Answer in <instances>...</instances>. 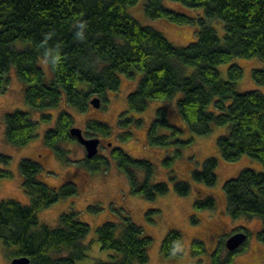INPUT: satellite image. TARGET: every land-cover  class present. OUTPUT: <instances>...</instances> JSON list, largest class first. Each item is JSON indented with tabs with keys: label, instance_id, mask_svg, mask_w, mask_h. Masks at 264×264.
<instances>
[{
	"label": "trees",
	"instance_id": "16d2710c",
	"mask_svg": "<svg viewBox=\"0 0 264 264\" xmlns=\"http://www.w3.org/2000/svg\"><path fill=\"white\" fill-rule=\"evenodd\" d=\"M139 1L0 0V95L7 92L9 73L15 67L26 85L27 105L41 112L42 121L49 123L52 116L47 112L59 108L63 97L71 108L83 114L93 99L101 102L107 93L118 91L122 78L138 80L127 98L125 118L120 120L124 129L133 124L129 111L144 113L151 101L178 98L182 121L195 136H207L215 127L229 130L217 140L223 160L234 163L247 156L264 167V93L238 92L236 86L243 70L237 65L230 67L229 81L223 80L218 70L220 65L236 59L264 61V0H171L193 10L203 9L205 16L196 19L167 9L163 0H146L145 14L152 20L166 18L178 25L198 21V39L187 48L175 47L155 28L142 26L131 17L128 9ZM217 20L224 23L223 41L211 25ZM17 43L23 46L17 47ZM41 57L53 73L49 81L40 66ZM252 76L257 85L264 86V68L254 70ZM157 111L148 130V143L152 147L174 148L163 161L170 169L194 137L179 139L181 128L169 122L163 108ZM5 118L6 139L13 146L20 148L31 143L37 121L20 110ZM73 124L74 116L62 110L54 128L44 136L46 148L65 163H70V158L63 144L77 141L71 136ZM110 131L106 123L88 122L84 136H107ZM132 135L126 132L122 141ZM111 156L128 177L132 195L153 201L170 191L166 183H156L155 167L150 161L135 160L121 147L114 148ZM102 161L98 154L93 159L86 157L83 165L92 172L101 171L106 164ZM0 162L7 165L10 158L0 155ZM218 165L216 158L207 159L201 171L192 173V180L214 187ZM20 171L24 191L32 203H0V241L7 247L8 257L12 261L26 257L29 264H78L88 259L90 243L86 241L91 227L78 219L77 212L62 214L56 228L40 226L38 219L39 212L60 199L76 197V186L66 183L52 189L43 180L41 165L34 160H22ZM10 176L9 171L0 169V178ZM174 179L176 193L188 196L192 191L189 182ZM224 194L232 218H259L264 224V174L245 169L237 178L225 182ZM193 206L195 210L216 207L211 197L195 199ZM89 210L98 211L91 206ZM96 231L101 250L112 252L110 262L97 264H149L153 240L133 219L126 216L120 223L109 221ZM258 235L264 243V226ZM182 241L180 232L173 229L164 238L162 253L173 256ZM191 249L193 254L206 251L199 240ZM221 250L211 257L213 264H231V256L221 262Z\"/></svg>",
	"mask_w": 264,
	"mask_h": 264
},
{
	"label": "rangeland",
	"instance_id": "374dc122",
	"mask_svg": "<svg viewBox=\"0 0 264 264\" xmlns=\"http://www.w3.org/2000/svg\"><path fill=\"white\" fill-rule=\"evenodd\" d=\"M146 0H140L136 5L128 9L131 17H135L143 26L155 28L175 46L187 48L198 39L200 24L196 21L191 25H178L171 23L168 19H150L145 14ZM163 5L170 10L186 14L191 18H203V9H190L183 4L163 0ZM221 41L224 39V23L217 20L211 23ZM23 46L17 43V47ZM39 63L46 76L51 80L53 73L44 57ZM237 65L242 68L241 80L237 82L239 93L258 90L264 93V86H259L253 79L254 70H262L264 61L254 58L251 60L236 59L230 64H222L218 70L223 80L229 81L228 72L231 66ZM192 70V69H191ZM10 83L5 94L0 95V155L10 158L9 164L0 162V169L11 173L8 178H0V203L5 200H14L22 206H30L31 199L24 191V181L20 164L22 160H34L39 163L43 170V180L52 188H60L66 183H72L78 190L76 197L60 199L51 207L39 212L40 226L48 225L56 228L59 225V217L69 212H77L80 221L89 224L91 234L86 243H90L88 259L78 264H97L96 262H110L112 252L103 251L97 240V229L106 222L120 223L122 217L128 216L143 229L144 234L153 242L149 248V264H213V246L221 250V262H226L232 257L231 264H264V243L259 240V232L264 224L258 219L232 218L228 212L226 194H224L225 182L237 178L242 171L249 169L264 174V167L258 160H251L245 156L239 162L229 163L222 159L218 151V138L228 133L226 127L213 128L207 136H195L189 131L182 121L178 111V98L173 101H151L144 113H131L133 124L124 129L120 120L125 118L128 110V96L134 92L138 80L132 81L122 78V84L118 91L109 92L101 100L100 106L91 105L85 113H78L65 101H61L59 108L47 112L52 116L49 123L41 119V112H35L28 106L25 100V83L17 75L16 68L9 73ZM94 98V97H93ZM92 98V99H93ZM163 108L167 119L177 128H181L179 139L188 140L194 137L191 145L186 147L182 157L174 162V166L168 169L163 161L167 159L174 148L152 147L148 143V130L157 117V110ZM28 113L38 123L34 139L24 147L13 146L6 139V115L14 111ZM66 110L74 116V127L84 132L87 130L88 122H100L108 124L111 131L107 136L91 135L92 139L101 140L99 156L106 162L101 171L92 172L83 163L86 159V149L78 141L64 143L62 148L67 152L70 163H65L55 156L45 146V133L54 128L59 113ZM127 115V114H126ZM126 132L132 133V138L122 141V135ZM160 133H165L160 131ZM121 147L124 152L135 160L150 161L154 167L156 183L164 182L170 186V191L159 196L156 200L148 201L144 197L132 195L129 187L128 177L120 170L111 152L114 148ZM216 158L219 162L217 173L218 180L214 187L206 184L195 183L192 180L194 171H201L204 161ZM189 182L192 191L188 196H179L175 191V179ZM206 199L211 197L215 201V209L195 210L193 203L195 199ZM94 207L97 212L89 210ZM176 229L180 232L183 241L176 248L173 256H165L161 246L165 236ZM237 231L247 232L249 235L245 250L230 252L226 243ZM219 235V236H218ZM195 240L203 243L205 253L193 254L191 249ZM7 247L0 241V264H11L8 257ZM233 254H236L233 256ZM211 255V256H210Z\"/></svg>",
	"mask_w": 264,
	"mask_h": 264
},
{
	"label": "water",
	"instance_id": "95a60500",
	"mask_svg": "<svg viewBox=\"0 0 264 264\" xmlns=\"http://www.w3.org/2000/svg\"><path fill=\"white\" fill-rule=\"evenodd\" d=\"M99 99L95 98L91 102L92 105L95 107H99ZM71 136L76 137L77 141L86 149V157L88 159L95 158L96 155L99 154L101 140L99 138H87L84 136L83 131L80 128L73 127L71 130ZM248 237L242 232H237L231 238L228 239L226 243V247L229 249L230 252H236L240 249L247 241ZM30 260L28 258H15L11 262V264H29Z\"/></svg>",
	"mask_w": 264,
	"mask_h": 264
},
{
	"label": "flooded vegetation",
	"instance_id": "af4514ba",
	"mask_svg": "<svg viewBox=\"0 0 264 264\" xmlns=\"http://www.w3.org/2000/svg\"><path fill=\"white\" fill-rule=\"evenodd\" d=\"M237 232H239V231H237ZM244 233V232H243ZM235 234H237V233H235ZM245 235H247V237L249 236L247 233H244ZM234 235V234H233ZM232 235V236H233ZM219 236V235H218ZM248 240V239H247ZM246 243H247V241H246ZM246 243L240 248V249H238V251L236 252V253H238L239 251H242V250H245L244 248L246 247L245 245H246ZM244 247V248H243ZM213 248V253L211 254V255H214V254H216L217 253V251L219 250V248L217 247V243L212 247ZM210 255V256H211ZM234 255H236V254H233V256Z\"/></svg>",
	"mask_w": 264,
	"mask_h": 264
}]
</instances>
